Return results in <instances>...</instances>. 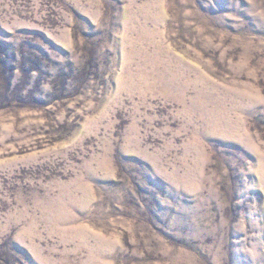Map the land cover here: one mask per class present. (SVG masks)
<instances>
[{"label":"rangeland","instance_id":"rangeland-1","mask_svg":"<svg viewBox=\"0 0 264 264\" xmlns=\"http://www.w3.org/2000/svg\"><path fill=\"white\" fill-rule=\"evenodd\" d=\"M0 264H264V0H0Z\"/></svg>","mask_w":264,"mask_h":264}]
</instances>
